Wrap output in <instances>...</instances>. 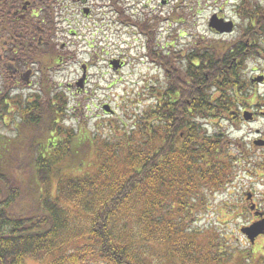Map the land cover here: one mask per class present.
Instances as JSON below:
<instances>
[{
    "label": "trees",
    "instance_id": "obj_1",
    "mask_svg": "<svg viewBox=\"0 0 264 264\" xmlns=\"http://www.w3.org/2000/svg\"><path fill=\"white\" fill-rule=\"evenodd\" d=\"M9 3L3 7L8 14ZM261 6L259 1L256 8L263 14ZM149 21L138 22L146 38V56L166 71L169 84L156 89L155 102L131 126L120 129L122 135L92 133L88 148L82 149L84 142L78 143V138L86 137L54 120L48 140L32 144V149L38 148L32 161L20 164L29 163L30 182L41 191L20 209L25 199L23 172L15 168L14 175L13 166H5L0 157V264H25L26 257L42 259L48 254H55L50 264H209L208 253L213 264H220V240L205 241L193 227L211 192L222 188L217 162H207L217 155L212 150L220 136L208 133L201 120L220 118L219 98L212 100L209 91L221 84L216 71H235L230 70L231 63L236 64L233 56L243 67L251 39H234L225 46L198 41L183 57L181 52L164 51L158 29ZM183 71H194L193 87H188L189 77ZM203 82H208V91L199 89ZM46 93L52 118L53 111L68 115L63 92L56 102L50 100L52 87ZM2 95L0 112L7 115L11 104L6 101L13 97L10 91ZM192 95L194 101L188 104ZM42 103L47 102L40 97L24 105L22 123L38 121L34 110ZM188 112L193 123L187 122ZM177 138L183 139V150H176ZM95 148L94 173L60 175L59 165L70 167L80 153ZM57 175L52 196L50 178Z\"/></svg>",
    "mask_w": 264,
    "mask_h": 264
},
{
    "label": "rangeland",
    "instance_id": "obj_2",
    "mask_svg": "<svg viewBox=\"0 0 264 264\" xmlns=\"http://www.w3.org/2000/svg\"><path fill=\"white\" fill-rule=\"evenodd\" d=\"M163 1L122 0L120 4L128 14H131L134 22H146L148 18H154L150 23L158 29L157 38L160 46L165 52H181L183 57L195 47L198 41H205L207 44L208 42L222 44L223 41H231L239 36V38H248L253 20H256L257 43L251 39L242 71H264V13L262 14L256 8L259 1L262 3L261 7L264 8V0H166V3ZM250 8H252L251 12ZM214 13H220L237 23L236 32L227 36L211 34L209 20ZM112 15L111 12H107L102 22L85 21L81 25L77 17V21L67 24L64 28L66 36L62 37H66L67 41L73 43H71L67 58L62 63L63 71H48L47 74L51 79V85L55 88L60 87L64 97H67V107L69 106L70 110L68 115L57 116L53 111L52 118L49 103L45 105L42 103L38 106V110H34L38 121L29 122L26 125L22 123L25 107H21L17 112V107L13 105L19 100H14V98L8 99L13 102L10 103L12 105L10 109L13 112L7 115H1L0 112V139L2 140L0 157L4 158L5 166H13L14 175H17L15 168L18 169L17 172H23L21 176L25 180V183L22 182L25 199L19 209L27 204L30 205L34 196L41 192L35 191L33 189L35 185L30 182L33 174L29 163L38 150V148L32 149V144L48 140L54 120H59L58 125L66 129L71 128L78 131L79 135H84L85 141L78 138V143L84 142L82 149H87L92 133H97L102 137L122 135L119 134L120 131L131 126L139 119L140 114L148 110L155 102L159 96L157 93L159 91L156 89L166 85L164 70L145 56V37L135 33L137 27L134 25L129 26L113 21ZM75 32L77 34L73 35ZM118 57H124L127 64L122 69L114 71L108 66V61ZM83 63H91V66L87 71L86 84L80 88L77 82L83 74L81 69ZM33 89H27L26 93L34 92ZM258 91L264 98V86L260 85ZM3 92H5L4 89H2V94ZM56 97L52 92L50 100L56 102ZM41 99L44 98L41 97ZM105 104L112 107L113 114L105 111L103 108ZM201 122L210 134L217 135L223 129L220 126V118L201 120ZM247 123L244 122L242 128L239 125H231L227 130L230 137L237 140L239 146L242 147L251 146L252 132L256 127L261 126V122H254L251 126ZM97 161L96 148L89 149L83 155L80 153L76 164L70 167L65 165L64 168L59 165L60 175L64 178L90 175L95 172ZM27 162H29L28 166H20V164L27 165L25 164ZM56 166L57 164L54 168ZM58 179L59 175L50 178L52 196L56 194ZM252 189L260 193L258 196L264 207V183L260 186L259 184L252 185ZM245 211V208L236 200L227 199L218 194L210 195L206 207L198 212V221L193 225L201 231L203 240L209 241V237H217L220 240L218 242L222 243L220 245H223L224 249L227 248V254L229 250L232 251L229 255L234 258L230 264H257L253 258L254 252L256 251L257 254L263 250L264 237L259 238L252 247L250 239L241 231L246 225L249 226L251 220ZM54 256L55 254H48L42 259L26 257L25 264H50ZM212 257V255L209 257L208 253L209 264H213ZM218 257L221 259V261L218 260L219 263L223 264L222 255L220 257L218 254Z\"/></svg>",
    "mask_w": 264,
    "mask_h": 264
},
{
    "label": "flooded vegetation",
    "instance_id": "obj_3",
    "mask_svg": "<svg viewBox=\"0 0 264 264\" xmlns=\"http://www.w3.org/2000/svg\"><path fill=\"white\" fill-rule=\"evenodd\" d=\"M7 2H10L5 6L11 11L9 14L7 10L3 11ZM121 2L122 0H0V95L2 89L10 91L14 100H19L13 105L17 107L18 112L22 106L35 102L37 98L43 97V101L48 102L49 95L46 91L51 90V87L54 96L61 94V88L51 85L47 73L63 71L62 63L73 43L62 37L65 35V26L77 21V17L80 25L85 21L99 23L104 20V14L107 12L113 14V21L130 26L131 20L123 14L126 9L121 6ZM218 16L226 18L220 13ZM137 24L133 23L137 27L135 33L144 35ZM237 28L238 24L235 23L231 32L221 36L232 35ZM257 32L256 20H253L250 39L254 43H257ZM225 42L223 41V46ZM233 57L236 64L231 63L230 70L235 71H216L221 76V84L214 85L209 90L213 91L212 100L219 98L220 126L223 128L219 133L218 147L212 150L217 155L209 156L207 159L209 164L217 162L218 172L222 175V188L219 191H212L211 195L218 194L236 200L251 217L249 226L261 223L264 227V207L258 196L260 193L252 189V185L260 186L264 183V98L258 91L260 85L264 86V71H242L241 59ZM118 58L121 60V68L125 67L126 59ZM111 62L112 58L109 59L108 66L114 70ZM90 66L91 63H83L81 69L89 71ZM183 72L189 77L188 87H193L194 71ZM164 73L167 85L169 79L165 70ZM202 87L208 91V82H203L199 89ZM29 88H34V92L26 93ZM161 94L163 95V92ZM161 94L160 100L163 97ZM187 101L188 104H192L194 96ZM6 102L13 103L8 100ZM10 111L13 112L12 109H9ZM188 114L187 122L193 123L194 117L189 112ZM160 120L165 121L163 115H160ZM244 122H248L250 126L254 122H261V126L252 132L250 147L239 146L238 141L232 139L227 131L231 125H239L242 128ZM183 136L182 133L181 137ZM175 146L176 150H183V139L177 138ZM261 237H264V232L250 240L252 247ZM219 247L222 249L220 257L222 255L223 264H230L234 258L229 255L232 251L229 250L227 254V248L224 249L223 245ZM262 248L263 250L257 254L254 252L253 258L257 264H264V245Z\"/></svg>",
    "mask_w": 264,
    "mask_h": 264
},
{
    "label": "water",
    "instance_id": "obj_4",
    "mask_svg": "<svg viewBox=\"0 0 264 264\" xmlns=\"http://www.w3.org/2000/svg\"><path fill=\"white\" fill-rule=\"evenodd\" d=\"M210 30L217 34H222L226 32L232 31L234 28L233 21H227L224 18H219L217 14L213 15L210 23H209ZM111 64L113 65L114 69H118L121 66L120 60H112ZM86 79V75L84 74L83 78L78 82L79 87L84 86V82ZM104 109L108 113H112L113 109L110 107V105H104ZM263 225L255 224L248 228L243 229V232H245L248 237L253 240L256 236H258L260 233L264 232Z\"/></svg>",
    "mask_w": 264,
    "mask_h": 264
}]
</instances>
